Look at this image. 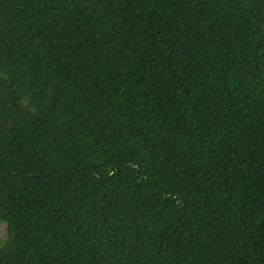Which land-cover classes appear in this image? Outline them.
Returning <instances> with one entry per match:
<instances>
[{
    "label": "trees",
    "instance_id": "1",
    "mask_svg": "<svg viewBox=\"0 0 264 264\" xmlns=\"http://www.w3.org/2000/svg\"><path fill=\"white\" fill-rule=\"evenodd\" d=\"M0 264H264V0H0Z\"/></svg>",
    "mask_w": 264,
    "mask_h": 264
},
{
    "label": "rangeland",
    "instance_id": "2",
    "mask_svg": "<svg viewBox=\"0 0 264 264\" xmlns=\"http://www.w3.org/2000/svg\"><path fill=\"white\" fill-rule=\"evenodd\" d=\"M7 232V227L5 224H0V237H5Z\"/></svg>",
    "mask_w": 264,
    "mask_h": 264
}]
</instances>
